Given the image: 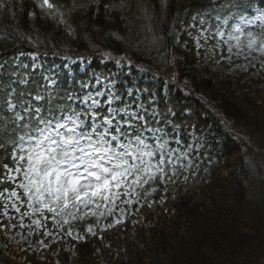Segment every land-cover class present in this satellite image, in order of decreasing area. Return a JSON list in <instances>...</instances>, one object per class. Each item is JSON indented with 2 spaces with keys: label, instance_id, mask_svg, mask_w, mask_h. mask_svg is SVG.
Returning <instances> with one entry per match:
<instances>
[{
  "label": "trees",
  "instance_id": "1",
  "mask_svg": "<svg viewBox=\"0 0 264 264\" xmlns=\"http://www.w3.org/2000/svg\"><path fill=\"white\" fill-rule=\"evenodd\" d=\"M7 2L16 17L0 16V64H4L0 85L13 81L14 68L4 62L10 63L20 53L45 54L62 65L68 60L65 57H83L92 59L99 70L113 69L116 59L127 57L122 64L144 70L136 87L148 90L146 107L156 110L160 125L168 124V132L179 130L185 145L189 133L203 137L207 131L214 137L210 149L204 151L206 157L187 181L182 175L162 186L152 203L136 208L123 224L104 231L103 239L87 235L84 241L73 243L72 252L62 247L58 262L51 255L57 251L56 245L45 253H8L0 248V264H264V88L254 94L220 93L211 102L200 96L201 90L215 88L211 79H195L191 87L185 81L198 63L187 37L192 26L215 30L231 12L250 16L254 8L264 5L250 0L257 7L220 9L221 3L242 0H217L216 5L211 0H169L168 8L161 9L160 0H148L154 9V34L161 38L153 45V33L142 27L145 21L136 18L140 13L135 0H130L131 10L112 11L110 16L102 7L98 13H78L73 24L77 27L75 38L67 36L63 26L41 18L33 0H23L22 11L21 0ZM54 2L67 6L71 0ZM31 11L38 14L35 21L28 15ZM218 12L220 20L216 19ZM260 34L264 38V30ZM106 52L112 59L104 57ZM76 83L64 78L58 92L61 96L75 92ZM133 86L127 79L121 95L125 97ZM164 88L168 98L163 95ZM36 89L33 84L29 89L18 87V91L33 93ZM240 96L246 106L238 102ZM5 139L0 135V142ZM3 163L12 166L7 154L0 151V180ZM5 187L9 186L0 183V191ZM6 240L0 223V245Z\"/></svg>",
  "mask_w": 264,
  "mask_h": 264
},
{
  "label": "snow or ice",
  "instance_id": "2",
  "mask_svg": "<svg viewBox=\"0 0 264 264\" xmlns=\"http://www.w3.org/2000/svg\"><path fill=\"white\" fill-rule=\"evenodd\" d=\"M168 3L169 0H160L161 9H167ZM211 3L216 5L217 0H211ZM259 4L264 5V0H259ZM33 6L40 10L41 18L63 26L66 35L75 38L77 27L73 24L78 13L89 10L98 13L102 7L110 16L112 11L131 10L133 4L130 0H71L70 5L66 6L54 0H33ZM135 7L140 13L136 18L145 21L142 27L153 33L150 43L154 45L161 39L155 36L152 26L154 9L148 0H135ZM245 7L257 6L250 0L219 4L220 9ZM20 10H23V0ZM4 15L15 19L16 11L7 0H0V16ZM28 15L35 21L38 14L31 11ZM216 19L220 20L219 12ZM232 19H236L238 23L233 24L228 32V41H235V47L242 51V38L246 36L247 49L264 55V39L257 40L253 32L246 30V26L257 24L264 29V7H257L256 14L251 18L244 14L237 15L233 11L221 23L227 26ZM204 22L201 19V23ZM110 35L123 39L117 33ZM215 35L221 40L224 39L225 32L219 25ZM203 38L205 41L208 39L207 36ZM144 39L147 40V36ZM197 43L199 46V38ZM232 50L229 45L228 51L231 53ZM236 54L239 55V51ZM29 55L35 59L38 53ZM103 55L112 59L111 53L106 52ZM125 59L127 57H121L115 62L119 65ZM261 64L264 65V60ZM3 67L4 64H0V68ZM23 67L27 68L28 65ZM12 75L20 74L13 72ZM43 78L49 85H57V81L50 76ZM33 83L37 88H43V92L18 91L19 85L29 84L26 78L0 85V135L6 137L4 142H0V151L6 153L12 163L11 167L9 163L2 164L5 171L0 183L7 181L15 185L11 190L5 188L0 191V197H4L5 192L8 193L7 199L12 200V207L21 214V219L39 213L43 220H47L45 213H51L54 225L63 228L64 225L70 226V221L83 220L89 214L97 217L112 216L116 201L121 200L122 196H131L133 193L139 196L137 188L154 183L158 178L171 180L191 169V159L186 165L182 163L187 153H179L178 149L169 150L168 141L162 140L160 136H156L154 142L144 136L145 131L157 133L161 130L147 128L145 116L136 111L130 112L129 106H109L102 111L103 106L96 97L105 93L96 92L93 96L89 92L82 97L84 106L78 108L75 104L67 103L80 99L77 93L66 92L61 96L58 91L54 94L48 85H40L35 81ZM86 87L87 85L81 84L82 90ZM109 97L108 105H112L113 97L115 100L121 99L114 93H109ZM140 107L143 108V105ZM183 178L187 181L189 177L185 175ZM16 188L22 189V194ZM151 191L155 192L156 188L153 187ZM20 202L27 205L28 212H21L18 206ZM122 203L132 204L133 200H122ZM4 206L7 209L8 204L5 203ZM81 209L86 211L81 214ZM120 211L123 213L124 209L121 208ZM4 214L7 215V211ZM121 222L120 218H116L106 228H112ZM31 223L37 228L41 227V219H33ZM87 232L97 235L92 224L87 226ZM66 234L72 235L71 228ZM45 235L50 236L52 232H45ZM76 238L84 239L79 235ZM40 243L43 244V241Z\"/></svg>",
  "mask_w": 264,
  "mask_h": 264
},
{
  "label": "rangeland",
  "instance_id": "3",
  "mask_svg": "<svg viewBox=\"0 0 264 264\" xmlns=\"http://www.w3.org/2000/svg\"><path fill=\"white\" fill-rule=\"evenodd\" d=\"M256 12L257 10H255V14ZM235 23H238V21L232 22L227 26L223 24L220 25L221 30L225 32L223 40H221L218 35H215L216 29L212 30L208 26L203 27L194 25L187 32V37L195 48L198 63L195 66L196 70H190L191 76H189L186 81L191 87L196 78L198 80L202 78L211 79L212 82L215 83V88L211 90H202L200 92V95L207 101L213 102L214 98L220 93H225L228 96L241 95L244 92L254 94L258 88H264V65L261 64V61L264 60V55H261L258 51L250 52L247 49L245 46L247 43L246 36L242 38V51L235 47V41H228V32L231 31L232 25ZM246 30L253 32L257 40L263 39L260 34V30L262 29L258 24L248 25L246 26ZM204 36L208 37L207 41L204 40ZM197 38H199V46ZM226 41L228 42L226 43ZM229 45H231L233 49L231 53L228 51ZM238 51L240 53L239 55L236 54ZM103 96L96 98L100 99ZM165 96H167V94H165ZM237 100L240 104L246 106L242 96ZM82 103L84 104V102ZM148 132L151 134V136L148 137L151 138L150 142H154L155 137L160 136L162 140L168 141L169 149L170 145L175 143L177 147L172 149H178L179 153H187V156L182 160V163L185 165L189 159L193 161L191 169L184 171L179 176H188V173H192L198 167L196 160L202 158L200 156L202 150L210 149V147L208 148L209 141L210 138L214 136V133H211L210 136L207 135L208 133L206 131L200 139L197 137L192 139V136L189 137L188 144L185 145L180 141V135L173 137L172 134H165L162 131L157 133ZM177 141H179V143ZM179 153L176 154L178 155ZM177 179V177H173L171 180L167 178L161 180L158 178L154 183L150 182L148 185H144L143 188H137L136 192L140 193L139 196L133 193L131 196H122L121 200H117L116 208L112 216L105 215L97 217L89 214L85 216L83 220L70 221V226L64 225L63 228L54 225L51 213H45V215L48 216L47 220H43L39 213L33 216H24L23 219H21V214L16 212L15 208L12 207V200L7 199L8 193H6L2 199L3 210L1 214L4 221L2 229L6 232L5 236L7 242L5 241L0 245V248L8 253L12 250L18 252L24 250L42 253L49 250L53 244H60V246L63 245L66 249H70V240H81L76 238L77 235L85 237V235L90 234L87 232V226L89 224H92L93 231L100 235L107 229V224L113 223L116 218H120L121 221L124 222L125 219L134 212L135 207H139L145 203H152L154 201L153 198L157 196L162 186L169 182L176 181ZM153 187L156 188L155 192L151 191ZM16 191L22 194V189L16 188ZM120 191L123 192V189H120ZM128 199L133 200V203H122V200ZM5 203L8 204L7 209H5ZM18 206L21 208V212L29 211L27 205L23 202H20ZM121 208L124 209L123 213L120 211ZM5 211H7V215L4 214ZM84 211L86 210L81 209V214ZM100 211L105 210L100 209ZM33 219H41V227L37 228L33 225L31 223ZM29 225L31 226L29 227ZM69 228H71L72 231L71 236L66 234ZM45 232H52V235H45ZM41 241H43V244L40 243ZM53 255L57 257L58 253H54Z\"/></svg>",
  "mask_w": 264,
  "mask_h": 264
}]
</instances>
